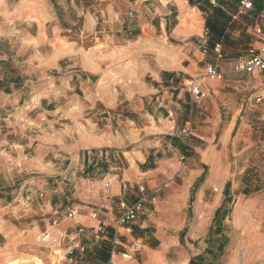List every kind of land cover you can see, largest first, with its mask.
<instances>
[{
	"label": "rangeland",
	"instance_id": "obj_1",
	"mask_svg": "<svg viewBox=\"0 0 264 264\" xmlns=\"http://www.w3.org/2000/svg\"><path fill=\"white\" fill-rule=\"evenodd\" d=\"M61 3L58 19L49 0H0V77L7 73L19 80L15 86H0V264H53L52 253L36 243V236L47 230L55 218H59L65 228L87 227L86 223L67 219L76 199L70 198L64 202L66 206L52 205L50 209L48 191L64 182L66 188L75 193L77 182L86 179L101 184L111 167H127L121 154L112 157L105 151L101 154L102 149H90L91 166L87 171V164H81L78 181L72 183L69 177L65 180L62 176L42 177L47 173L38 161L40 156L62 154L64 169L72 144L83 142L87 134H99L109 120L114 122L123 116L124 120L134 121L133 115L101 104L75 112L73 106L77 103L74 101H84L86 85L89 90H95L105 81V74L101 73L104 66L97 74L86 67L96 60L94 53H90L93 42L88 38L93 41L99 38L108 18L99 6L89 8L91 1L83 0L81 4L76 1V15L69 8H60L69 6L68 0ZM188 3V11L189 7H197L205 12L204 17L212 19L208 4L200 0H188ZM82 6L89 12L96 11V29L91 35L85 32L83 22L89 14L87 11L85 15L78 13ZM175 9L161 4V17L164 12H174L171 31L181 23L191 33L183 41L169 36L158 40L159 48L151 51V66L159 71L179 67L180 63L190 68L196 63L197 73L195 70L192 75L185 73L181 79L186 82L182 80L181 87L188 88L193 81H200L209 91V99L198 106L195 102L189 104L182 114L169 115L168 121L176 128L182 129L189 120L194 123L192 135H180L188 138L178 145L186 157L183 161L186 168L174 181L179 187L191 188L190 216L181 231L188 247L175 251L169 259L174 264H183L186 259L194 260L193 264H264V110L255 111V98L264 82L258 83L256 77L234 72V66L248 57V49L258 40L252 35L246 43L236 42L233 27L227 29L228 20L222 16L224 22H217L220 32H214L211 39L220 40L225 34L227 57L217 61L211 44L207 52L198 48L199 37L192 34L197 23L180 21L181 14ZM74 16V21L81 22H77V31L59 32L60 24H66ZM207 27H210L208 20ZM133 33L130 29L126 31L127 36ZM81 37L85 43L78 48ZM168 45L172 46L171 50L167 49ZM198 49L205 56L202 57ZM102 60L107 62L108 59ZM212 63L223 67L225 72L219 83L201 80L207 65ZM171 74L176 75V72ZM53 98L62 100L63 107L54 115L43 117L39 107L45 108ZM212 122H216L217 127ZM83 124L89 127L84 130ZM53 135L56 138L52 142ZM199 171L202 172L198 176ZM43 183L46 184L43 186ZM205 185H211L209 194L214 195V204H210L209 197L204 202L200 200L199 189ZM55 202L53 198L52 204ZM88 206L86 216L99 208L95 204ZM90 230L87 228V232ZM82 243L87 250L80 264L105 262L108 236L97 240L87 234Z\"/></svg>",
	"mask_w": 264,
	"mask_h": 264
},
{
	"label": "crops",
	"instance_id": "obj_2",
	"mask_svg": "<svg viewBox=\"0 0 264 264\" xmlns=\"http://www.w3.org/2000/svg\"><path fill=\"white\" fill-rule=\"evenodd\" d=\"M49 1L53 4L55 14L59 19L58 9L62 5L61 0ZM76 1L80 4L83 2V0H68L69 6L60 8H69V11L74 13ZM90 1L92 6H89V8L99 6L101 13L107 16L108 23L99 38H95V41L88 38L93 42V49L90 53H94L96 60L94 59L95 62L86 69L93 74H97L102 71L104 66L101 73L105 74L103 80L106 82L104 81L100 88L95 90H89L85 84L86 87L83 89L84 101L83 99L78 101L75 99L74 102L77 105L73 107L76 108L75 112L79 110L83 112V109L101 104L133 115L134 121L124 120L125 117L123 116L114 122L109 120V123L100 129L99 134H87L82 139L83 142L72 144L69 148L71 152L68 151L70 156L65 158L68 164L64 165V169L62 168L63 155L58 152L48 158L47 156H40L38 161L41 162V166L47 173L42 175L43 178L44 176H62L66 180L69 177V181L72 183L78 181L77 174L82 171V163L83 166L87 164V171L91 166L90 149H102V151H99L101 154L105 151V153H111L112 157L117 155L120 157L121 154L122 159L126 160L127 167L125 169H121L117 165L111 167L109 172L105 173L104 182L101 184H94L83 179L81 183L77 182V185H74L75 193L71 191V188H66L67 185L64 182L59 183L57 187H53L48 191L51 195L50 209L52 205L56 208L66 206L67 204L64 205V202L69 201L70 198L76 199L77 203L72 207L76 215L67 219L73 220L74 223H86L87 228H92L98 226V220L91 218V212L86 216L89 208L88 204L99 206L97 211L101 213V218L109 224L107 233L109 251L105 250L108 257L103 264H107L108 261H111V264H174L169 256L175 251L186 250V247H188L186 240L182 239L181 231L190 216L191 188L187 185L179 187L174 184V181L185 172L186 166L183 161L186 157L178 149V145L185 143L188 139L181 137L180 132L190 120L186 122L182 129L173 127L168 120L171 118L169 113L172 116L174 112L176 115L182 114L188 109L189 104H193L191 85L188 88L181 87L184 85L182 80L185 81L181 78L186 74L192 75L193 70L197 73L198 67L195 63L193 67L186 68L180 63L179 67L161 68L156 71L151 66V51L159 48L158 40L169 36L183 41L187 38L188 33H191L181 23L171 31V19L174 12H164L163 17H161L160 5L177 8L175 12L178 11L181 14L179 20L184 21L185 24L194 20L197 24L193 26L195 30L192 34L198 35L199 43L205 28H209L210 44L213 48L214 44L218 42H222L224 45L225 34L220 40L213 41L211 39L214 32H220L217 28V22H224V18L228 20L227 29L230 26L233 27L236 42L246 43L252 35L255 36V30L264 27V0H252V9L236 20L232 18L237 13L242 0H217L215 3H212L211 0H200L208 4V8H210L213 15L210 20L209 16H207L208 19L204 17L205 12L203 13L197 7H189L188 11V0H87V2ZM81 10L78 13L82 12L85 15L84 12L87 11V14H89V17L85 15L86 19L83 22L85 32L91 35L96 29V11L89 12L83 6ZM130 12H133L132 17ZM222 16L224 17L223 20ZM215 17L219 19L217 20ZM75 19L74 16L66 24L61 23L62 26L58 31L69 33L77 31L76 26L81 22L74 21ZM207 20L208 26L211 28L207 27ZM129 29L134 33L127 36L126 31ZM125 37L127 39H124ZM83 43H85V39L81 37L77 47L79 48ZM225 47L224 45V49ZM167 49L171 50L172 46L168 45ZM198 52L202 57L205 56V53L200 49H198ZM103 58L108 59L107 62L103 61ZM221 69L223 70V67ZM171 72H176V75H172ZM247 75L256 77L258 83L264 82V76L260 72ZM206 79L214 83H219L222 80L207 76H204L201 80ZM16 81L19 80L4 73L0 77V86L3 84L15 86ZM197 82L209 93L200 81ZM258 93V95H264V86L261 87ZM207 99L195 103L198 106ZM61 101L53 98L45 108L41 105L39 108L42 116L47 117L59 112L64 103H61ZM213 101L212 99V103ZM250 105L252 106V104ZM262 109L261 105H255V111L261 112ZM212 124H215L216 127L218 125L216 122H212ZM86 126L83 124L84 130ZM175 128L176 130H174ZM68 135L70 136V132ZM55 138L53 135L52 142ZM64 147L66 146L64 145ZM56 150L59 151V149ZM85 150H88V152ZM106 156L108 157V155ZM189 158L191 159V157ZM201 161L204 160L201 159ZM201 172L199 171L197 175L199 176ZM124 181L128 183V188L122 190L121 182ZM45 184L43 183V186ZM91 184L92 187H90ZM142 185L146 187V193L150 195V198L145 202V210L133 225V233L121 236V239L118 240V243L122 244L119 246L120 251L125 250V242L129 241H135L139 244L138 251L133 253L131 259L123 258L120 254L111 257L113 224L115 217L120 212V202L123 200L127 202L135 201L141 195L138 187ZM210 192H212L211 185H205L199 189L201 202L209 197L210 204H214L215 198L213 194H209ZM53 198L58 203L52 204ZM100 247L102 248V246ZM190 260L186 259L183 264H188ZM97 262L100 263L98 260Z\"/></svg>",
	"mask_w": 264,
	"mask_h": 264
},
{
	"label": "built area",
	"instance_id": "obj_3",
	"mask_svg": "<svg viewBox=\"0 0 264 264\" xmlns=\"http://www.w3.org/2000/svg\"><path fill=\"white\" fill-rule=\"evenodd\" d=\"M211 1L215 3L217 0ZM252 7V0H242L237 13L232 19L236 20L238 17L246 14ZM255 36L258 40L257 43L248 49V57L234 66V72L245 74L260 72L264 76V27L257 28L255 30ZM209 45V28H205L204 34L200 38V48L204 52H207ZM213 52L217 61L224 60L227 57L222 42L214 44ZM204 76L213 79H222L225 76V72L217 63H212L207 67V72ZM191 92L193 95L192 103L204 100L208 98L209 95L197 81L191 83ZM255 101L257 104L261 105L264 110V95H258ZM169 115L172 116L171 113H169ZM193 132V123L190 121L180 135L188 137L192 135ZM127 186V183H122L123 188H127ZM138 190L141 195L135 201L127 202L123 200L120 202V212L117 217H115L113 224V237L111 239L110 248L111 257L120 254L123 258L131 259L133 253L138 251L139 244L135 241L125 242L124 251L119 250V246L122 244L118 243L121 236L133 233V225L144 212L145 202L150 198V195L146 193L145 186H139ZM75 215V211H70L68 217L72 218ZM90 216L93 220H98V226L92 227L89 232H87V228L81 225L65 228L61 225V220L55 218L47 230L36 236V243L52 253L54 257L53 264H80L87 250L86 246L82 243V238L87 234L90 237L95 236L97 240H101L103 237L108 236L109 224L100 217L99 212L93 211ZM107 264H111V261H108Z\"/></svg>",
	"mask_w": 264,
	"mask_h": 264
},
{
	"label": "trees",
	"instance_id": "obj_4",
	"mask_svg": "<svg viewBox=\"0 0 264 264\" xmlns=\"http://www.w3.org/2000/svg\"><path fill=\"white\" fill-rule=\"evenodd\" d=\"M193 262H194V260H191V261L189 262V264H193Z\"/></svg>",
	"mask_w": 264,
	"mask_h": 264
}]
</instances>
